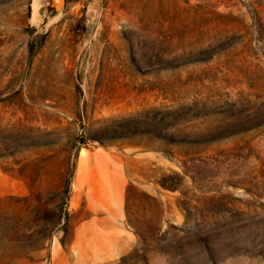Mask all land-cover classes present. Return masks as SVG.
Segmentation results:
<instances>
[{"label":"rangeland","instance_id":"374dc122","mask_svg":"<svg viewBox=\"0 0 264 264\" xmlns=\"http://www.w3.org/2000/svg\"><path fill=\"white\" fill-rule=\"evenodd\" d=\"M0 264H264V0H0Z\"/></svg>","mask_w":264,"mask_h":264},{"label":"crops","instance_id":"0c3cea01","mask_svg":"<svg viewBox=\"0 0 264 264\" xmlns=\"http://www.w3.org/2000/svg\"><path fill=\"white\" fill-rule=\"evenodd\" d=\"M10 178L11 177H9V176L7 177V179H10ZM14 178H15V181L17 180V182H19V183L21 182V179H22L21 177L18 176V177H14ZM19 185L21 186V183Z\"/></svg>","mask_w":264,"mask_h":264}]
</instances>
